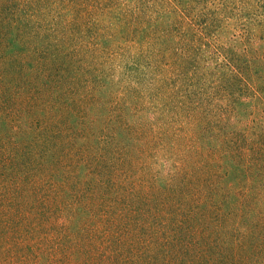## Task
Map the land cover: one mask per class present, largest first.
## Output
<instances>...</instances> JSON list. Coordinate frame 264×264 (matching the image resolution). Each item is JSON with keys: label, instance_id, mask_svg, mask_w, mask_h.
Segmentation results:
<instances>
[{"label": "rangeland", "instance_id": "1", "mask_svg": "<svg viewBox=\"0 0 264 264\" xmlns=\"http://www.w3.org/2000/svg\"><path fill=\"white\" fill-rule=\"evenodd\" d=\"M12 66L25 80L15 91H30L2 100ZM214 81L222 84L217 92ZM200 83L207 101L196 94ZM32 90L47 94L43 105H33ZM2 103L0 210L28 224L22 233L33 240L20 249L23 260L28 252L37 264H116L109 258L118 246L102 239L113 222L125 227L140 218L168 235L176 220L191 217L189 201L220 211L211 221L217 225L194 211L195 221L180 220L173 233L206 241L205 264H264V142L257 139L264 132V0H0V112ZM44 137L74 156V178L106 186V194L82 203L60 175L35 188L25 169L17 174L20 150ZM91 161L100 174L90 175ZM47 187L55 191L39 208L36 196ZM123 187V204L110 203ZM170 205L181 213L176 219ZM88 220L105 244L99 260L76 248L35 253L40 243L66 239L67 227L79 242ZM167 245L157 257L181 254L178 244ZM6 258L0 252L2 264H10Z\"/></svg>", "mask_w": 264, "mask_h": 264}, {"label": "trees", "instance_id": "2", "mask_svg": "<svg viewBox=\"0 0 264 264\" xmlns=\"http://www.w3.org/2000/svg\"><path fill=\"white\" fill-rule=\"evenodd\" d=\"M197 46H191L192 49V55H196L197 52L196 51ZM231 65L229 62L226 63ZM7 75L4 76V79L2 80L3 84L8 85V88L12 89L7 92H5L4 94H2V100L4 98H9L8 96H10V98H13L15 96H24V94L28 95V92L30 90H28L27 93H22L19 92L20 90L15 91V87L16 85H18V87L22 88V81L25 82L23 75L20 71V69H16L15 66L11 67L9 69V71L6 72ZM213 92H217L215 91V89H219V85L221 83L219 82H213ZM222 85V84H221ZM25 91V90H24ZM198 91L196 94L199 95V98L204 99L207 101V99H209V93H208V89L206 84H201L199 86V89L196 90ZM40 94H42V96H39ZM30 100L33 102V105H43V101L46 99L47 94L45 93L43 95L42 92H37V96H34V92L32 90L30 96H29ZM2 102V101H1ZM4 104L2 103V110L0 113H5L4 112ZM12 116H15L13 114H9ZM8 116V115H7ZM17 119V118H16ZM260 133L257 134V139L259 141V143L263 144L264 142V132L262 134V136L260 137L259 135ZM44 135V134H43ZM260 137V138H259ZM63 138H64V134H63ZM48 139L44 138H40L38 140V142L36 144H34L33 146L30 147H23L20 151H24V154L19 153V156L21 157V162H17L14 161L15 163L12 164V167H14V170L18 171V167L25 169L28 178H24L25 180L29 181L31 183L32 186H38L42 184V188H43V180L44 178H50L51 180H53V175H60L65 179V184L67 183L68 186L67 188L70 189V198L71 199H76L78 201H83L82 203H91L93 201V199H97V196H101L106 194V190L107 187L106 186H101L99 183H97V185H86L83 181V179H77L74 178V161L73 164L70 163L71 162V158H74V156H70L71 158L69 159L65 154H64V144L61 145V147L59 149H56L54 146L50 145V142H47ZM49 141V140H48ZM5 141L2 140L0 141V146L4 145ZM38 146L37 148H34V146ZM19 147V146H17ZM264 147V144L260 146V149ZM16 146L14 147V151H15ZM5 152H3L2 154H4ZM264 153V152H262ZM15 154V153H14ZM13 154V155H14ZM1 156V155H0ZM5 156L7 155H2L1 156V160H4ZM10 156V155H9ZM38 156H41V159L38 158ZM14 157V156H13ZM100 160V158H99ZM21 163V165H20ZM111 163V164H110ZM114 164V161L112 160V162H109V165ZM3 164L0 162V169L3 167ZM90 165L93 166L94 168L91 169L90 168V175L92 176L95 173V170L97 173L100 174V172H98L97 167H95L94 162H90ZM98 165V164H96ZM64 167V170H63ZM69 169H68V168ZM261 167L263 166V163H261ZM57 169V170H56ZM16 171V173L18 174V172ZM63 171V173L61 174V172ZM29 172V173H28ZM101 176H104V174H101ZM33 177H37L35 180L33 179ZM39 177V178H38ZM120 177V176H119ZM183 180L187 181V178H184ZM55 182V180H53ZM183 182V181H182ZM76 183V184H75ZM75 184V186H74ZM186 184V183H185ZM188 185V184H187ZM18 188H20V186H18ZM97 188V189H96ZM48 193H46L44 196H36L38 202V206L39 205H43L44 208V197H48L50 196V193L52 190L50 188L47 187V189H45ZM192 190H194L196 193V189L192 188ZM124 191V187L121 188V193L119 194L120 196H111L109 198L110 203L115 202L116 200L119 201L120 199V204H123V200L121 199V194ZM144 192V191H143ZM114 193V190H113ZM142 194V193H141ZM170 194V193H169ZM194 194V193H193ZM56 195L57 197H61L62 199V194L59 193V191H56ZM52 196H54L52 194ZM55 197V196H54ZM68 197V196H67ZM168 198H170L169 196H167ZM190 197V195H189ZM51 198V197H50ZM87 201V202H86ZM94 204V202H92ZM91 203V204H92ZM47 204V202H46ZM85 205V204H84ZM134 205V204H133ZM202 204L199 203H195V204H191L188 201V204H185V207H187V209L190 211V216L192 217V214L195 212L194 211H198L197 213H199L201 216H205L207 218V221L209 222L208 225H213L216 224L217 222L215 221L212 224V220L214 218V216L216 218H219L218 216H220V211L216 212L212 210V209H216V208H212L213 206L210 205V203H208L205 208L201 206ZM39 206V208L41 207ZM167 209L169 210V212H171V216H174L176 219V216H179L181 213V211L179 210L180 207L176 208V210L179 211L180 214L177 213V211H170L173 206H166ZM128 211L130 212L129 214L131 215V213L133 211H131V208L133 207H129L127 206ZM135 208V206H134ZM55 210L57 211V214H60L62 212L61 209H57V206L55 207ZM134 210V209H133ZM213 212H212V211ZM47 211V210H45ZM124 211V210H123ZM193 212V213H192ZM24 213L23 211L19 210V214ZM183 213V211H182ZM188 217L187 219H179L176 220V225L174 226V228H172L170 231H166L168 233L165 234L163 232V234L160 233H155L152 230H149L146 227V222L144 221H140V218H138L136 220L137 224L135 222H133V219H130L128 224L125 225V227H116L114 226V222H113V226L111 229V234L107 235L106 237L102 238L104 239V242L111 248H114L118 246V251L116 252V258L114 256H112V258H109V260L112 262V260L114 262H116V264H205L204 260L202 259V256L199 255L200 253V247L203 246L202 241L198 240V241H192L190 240V235H187L185 239H180L179 237H177V234H173L174 232L178 231V222L184 221V222H189L191 221L192 223L195 221L194 217ZM191 218V219H190ZM16 218H11V211H5V210H0V228L2 226V229L0 230V233H2V237H0V240H4V243L1 242L0 245V252L3 255H8L10 257V259L6 258V261H4L5 263H18V264H37L39 262L35 261L36 258L31 259L28 256V252H26V256H27V260H23V258L25 256H22L20 253V249L25 248V250H28V246L30 243V240H33V238H31L30 236H26L24 235L22 232L24 231H28L27 229L28 224L25 223L24 221H22L21 219L19 220H14ZM34 219V218H33ZM168 219V218H167ZM173 219V218H171ZM91 220V219H90ZM90 220L84 221L82 224L81 229L83 230V237L82 239H80L79 242L76 241L75 237H73L71 235L72 232V227H67L64 235L66 236V239H64L62 242L59 240L56 243L53 242V246H49L47 247L46 245L43 246L42 243L38 244L39 246L35 247V253H42L45 252L44 248H50V249H55V251L57 250H61V249H66L68 250L69 248L73 249L76 248L78 249V251L80 252H85L89 255H91L90 259L92 260L91 262L95 261V260H99L100 256H101V252L102 249L104 248L103 246H105L103 241L97 240L99 239V237L97 236L96 232L94 231L95 228H93V222H90ZM183 222V223H184ZM41 223V222H40ZM161 221H159L158 224H160ZM93 224V225H92ZM253 225H258L257 222H254ZM236 226H233V228ZM29 228V227H28ZM62 228V227H61ZM207 228V226H206ZM99 229V228H98ZM236 229V228H235ZM211 230V229H210ZM69 231V232H68ZM152 231V232H151ZM103 233L106 234L105 231H102ZM62 234V231H61ZM173 234V235H172ZM188 234V232H187ZM211 234H214L213 232ZM209 235L207 238L210 240V243L213 241V239L211 240L210 237H212V235ZM33 235V234H32ZM36 236V235H33ZM86 236V237H85ZM103 236V235H102ZM163 238L165 240H163ZM207 240V239H206ZM143 243V245H141V242ZM175 241H181V242H175ZM140 242V244H139ZM170 242H173L174 245L179 246V248H181V254L174 256V257H161L160 255L157 257L158 253H157V248H161L162 250H167L168 248H170ZM195 242V244H194ZM206 242V241H203ZM69 245V246H67ZM99 245V250L95 251L94 255L92 252L93 248H96V246ZM140 245V246H139ZM125 246L127 249H125ZM130 246V249H129ZM24 250V251H25ZM83 250V251H82ZM85 250V251H84ZM147 250H149L152 254L154 253V255H151ZM100 251V252H99ZM157 253V254H155ZM16 255V256H15ZM34 255V253H33ZM32 255V256H33ZM18 257L21 258V260H17ZM26 258V257H25ZM114 258V259H113ZM14 259V260H12ZM116 259V261H115ZM198 261H200V263H198ZM0 264H2V261L0 262ZM93 264H96L93 262Z\"/></svg>", "mask_w": 264, "mask_h": 264}]
</instances>
